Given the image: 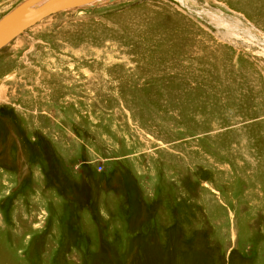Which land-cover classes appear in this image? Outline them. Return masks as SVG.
Wrapping results in <instances>:
<instances>
[{
	"label": "rangeland",
	"instance_id": "1",
	"mask_svg": "<svg viewBox=\"0 0 264 264\" xmlns=\"http://www.w3.org/2000/svg\"><path fill=\"white\" fill-rule=\"evenodd\" d=\"M241 29L264 37V0H119L1 49L0 264H264V44Z\"/></svg>",
	"mask_w": 264,
	"mask_h": 264
},
{
	"label": "water",
	"instance_id": "2",
	"mask_svg": "<svg viewBox=\"0 0 264 264\" xmlns=\"http://www.w3.org/2000/svg\"><path fill=\"white\" fill-rule=\"evenodd\" d=\"M92 1L94 0H47L30 13L28 9L30 5L32 6V2L28 0L0 20V50L16 39L19 34L51 15L76 7H97L101 4L100 0L89 4ZM117 1L119 0H104L102 3L109 4Z\"/></svg>",
	"mask_w": 264,
	"mask_h": 264
},
{
	"label": "bare ground",
	"instance_id": "3",
	"mask_svg": "<svg viewBox=\"0 0 264 264\" xmlns=\"http://www.w3.org/2000/svg\"><path fill=\"white\" fill-rule=\"evenodd\" d=\"M47 0H41V1H34V3H33V0H31V2H32V6L30 5V9H28L29 11H30V13L32 12V10H34V9H36V7H38V6H40V5H42V4H44L45 2H46ZM104 0H100L99 1V3H101V4H103L102 2H103ZM94 2H96V0H94V1H92V2H90L89 4H93ZM82 7H84V6H82ZM86 7H88V6H86ZM77 8V7H76ZM15 10V9H14ZM13 10V11H14ZM9 15V14H8ZM213 15H215V20H217V21H219V22H221L220 21V19H218V14L217 13H214ZM234 29V31L236 30L237 32H238V30H240V28H236V27H234L233 28ZM241 30H243V29H241ZM26 31V30H25ZM244 32H246L248 35H251V36H253L254 38H256L258 41H260V42H262L263 44H264V37H262L261 35H259L258 33H254L253 32V30L251 29V31L249 30V31H246V30H243ZM251 32V33H250ZM23 33V32H22ZM20 35V34H19ZM18 35V36H19ZM17 36V37H18Z\"/></svg>",
	"mask_w": 264,
	"mask_h": 264
}]
</instances>
